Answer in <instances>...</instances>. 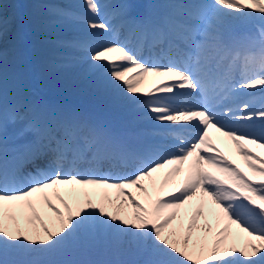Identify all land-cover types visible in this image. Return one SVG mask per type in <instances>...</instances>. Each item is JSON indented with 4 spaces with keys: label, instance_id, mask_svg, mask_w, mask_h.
I'll return each mask as SVG.
<instances>
[{
    "label": "snow or ice",
    "instance_id": "6c2138e0",
    "mask_svg": "<svg viewBox=\"0 0 264 264\" xmlns=\"http://www.w3.org/2000/svg\"><path fill=\"white\" fill-rule=\"evenodd\" d=\"M84 3L91 15H100L98 0ZM41 7L50 17L67 15L55 4ZM134 8L124 5V14ZM174 9L165 26L193 32L201 51L211 49L229 60V71L211 95L199 55L193 66L171 58L140 60L116 42L84 48L93 70L105 69L129 99L166 128L161 142L139 143L122 141L70 111L6 102V65L10 55L23 58L28 25L0 15V262L56 264L5 256L52 255L111 241L159 257L148 264H264V156L247 147L264 148V106L245 102L236 115L223 104L243 90L264 92V0H212L201 14L179 4ZM256 20L261 23L255 35L237 32L234 22ZM86 25L96 35L113 31L105 20L87 19ZM156 31L163 45L164 27ZM149 75L159 83L144 90ZM229 116L252 130L221 119ZM9 124L23 125L17 138L32 134L19 146L12 167L6 163ZM210 129L235 145L252 175L220 150ZM105 164L130 165L133 172L96 171ZM26 165L35 172L24 174Z\"/></svg>",
    "mask_w": 264,
    "mask_h": 264
},
{
    "label": "bare ground",
    "instance_id": "6f19581e",
    "mask_svg": "<svg viewBox=\"0 0 264 264\" xmlns=\"http://www.w3.org/2000/svg\"><path fill=\"white\" fill-rule=\"evenodd\" d=\"M98 2L100 4V15L93 16L87 10L84 0H11L10 2L9 0H0V15L5 18L15 16L17 21L23 19L27 21L28 25L23 58L16 60L10 55L6 65L5 100L11 102L18 99L33 107H56L76 113L82 119L100 125L116 138L128 143L161 142L162 136L167 131L166 128L150 119L146 111L139 108L137 102L129 99V94L109 79L105 69L93 70L90 67V61L87 60V53L84 48L94 44L116 42L137 54L138 59L149 61L148 58L144 59V57L159 52L158 47L160 44L157 42L158 47H153L148 43L146 44V41L144 42L142 39L146 35L159 39L156 29L164 27L163 44L170 48L164 50V55L168 58L163 57V63H167L169 58L182 62L180 55L170 57L168 52L174 50L175 54H179L180 47L177 45L176 38L183 37L187 41L188 45L186 47L189 49L186 64L194 66L193 62L195 63L197 56L203 57L201 66L207 67L203 69L202 75H206L207 83L213 85L218 77L222 75V70L229 63V60H221L223 54L211 49L201 51L197 46L199 38L194 37L193 32L183 33L165 26V20L175 10V4L181 5L183 11L201 14L208 12L212 0H98ZM129 3L134 4L135 8L126 16L123 6ZM52 4L64 9L67 15L60 19L50 17L41 6ZM131 16H137L143 22H134L130 19ZM87 19L105 20L110 23L113 31L96 35L87 27ZM188 23L193 26L199 24L196 19H189ZM234 23L236 30L249 27L250 24L252 34L255 35L257 25L261 22L256 20L250 21V23L243 21ZM133 29L137 30L138 33ZM133 35L135 37L137 35V42L132 39ZM139 52H144L145 56L140 57ZM28 59L33 62L32 65L27 63ZM215 65H218V71H216L214 77H209L211 67ZM210 68L211 70H209ZM237 74L238 71L234 70L236 78ZM55 82H61L63 84L62 88L54 86ZM156 83H159V81L149 75L145 78L141 87L147 90ZM242 92L243 94L240 97L236 94L223 101V104L231 107L236 115L241 114L236 109L245 102L250 103L255 108L264 106V92L247 90ZM218 110L222 111L223 108ZM221 119L234 127L252 130L247 129L243 121L234 122L231 116L221 117ZM22 127V124H9L8 138L12 135L16 138V134ZM209 131L220 150L235 164L239 165L244 172L252 175L250 169L243 163V158L237 153L235 145L227 137L216 133L214 129ZM31 136L32 134L28 133L22 137L26 140L31 139ZM247 147L252 152L264 156V148L253 144H249ZM9 149L11 150L7 143L6 163L8 166H12L7 156ZM38 163L42 165L43 161H38ZM26 166L29 168L28 173L35 172L33 165ZM87 167L85 165V168ZM106 167L109 170H106ZM124 169L127 171L119 172ZM96 171L100 174L128 175L133 172V167L130 165L114 167L105 164ZM25 172L24 169V174H27ZM132 192L138 193V190L134 188ZM164 194L162 193V195ZM118 247L119 249L122 248L109 241L101 242L94 248L73 250L77 253L84 250V253L91 259L102 249L107 253L109 250L118 249ZM138 253H147L150 260H155V256L151 252ZM34 256L35 259L39 256L44 259L46 255L27 256L9 252L5 259L8 261L27 260L32 259ZM123 258H126V256L116 257L114 262L118 263ZM78 260V263L81 264H91L86 255ZM105 261L108 264V259H105ZM0 264H3V262H0Z\"/></svg>",
    "mask_w": 264,
    "mask_h": 264
},
{
    "label": "rangeland",
    "instance_id": "374dc122",
    "mask_svg": "<svg viewBox=\"0 0 264 264\" xmlns=\"http://www.w3.org/2000/svg\"><path fill=\"white\" fill-rule=\"evenodd\" d=\"M11 0H9L10 2ZM54 86H56L57 88H62L63 84L61 82H55ZM127 246H123L121 249H112L109 250L107 253L109 255V263L108 264H148L149 261H152L149 259L147 253H138V251H136L135 249L129 248ZM70 252V253H69ZM99 255L97 254L95 257L100 258V262L101 264H106L105 258L107 257V253L102 249L100 251H98ZM118 254V255H117ZM83 255H86L84 253V250L79 251L77 254H75V252H73V249H69L66 251H62L61 253L58 252L56 254H52V255H46L44 259L49 260V261H53L56 262V264H68L69 261H72V259L75 256L78 257H82ZM126 256V258H123L122 260H120L118 263H115L114 260L116 259V257H122V256ZM87 260L89 262H91V264H95L87 255ZM40 258V256H39ZM37 258V259H39ZM71 258V259H69ZM32 259H35V256L32 257ZM41 259V258H40ZM159 259V257L157 258V256H155V260ZM77 261V260H76Z\"/></svg>",
    "mask_w": 264,
    "mask_h": 264
}]
</instances>
